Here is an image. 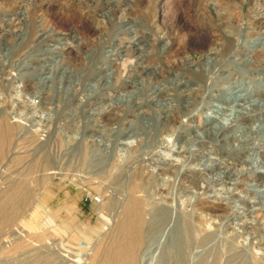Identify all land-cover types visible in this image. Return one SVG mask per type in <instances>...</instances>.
Masks as SVG:
<instances>
[{"label":"rangeland","instance_id":"374dc122","mask_svg":"<svg viewBox=\"0 0 264 264\" xmlns=\"http://www.w3.org/2000/svg\"><path fill=\"white\" fill-rule=\"evenodd\" d=\"M263 45L264 0H0V264H105L134 185L136 264H264Z\"/></svg>","mask_w":264,"mask_h":264},{"label":"bare ground","instance_id":"6f19581e","mask_svg":"<svg viewBox=\"0 0 264 264\" xmlns=\"http://www.w3.org/2000/svg\"><path fill=\"white\" fill-rule=\"evenodd\" d=\"M43 33V32H42ZM263 44V43H262ZM264 46V45H263ZM237 49V48H236ZM211 62H214V59L211 57L208 59ZM62 75V74H61ZM105 76V75H104ZM39 78V77H38ZM17 84V83H16ZM18 88V87H17ZM16 88V89H17ZM21 88V87H20ZM19 91V90H17ZM16 96L19 97V94L16 93ZM21 96V94H20ZM74 96V95H73ZM16 97V100H17ZM20 98V97H19ZM238 98H241V96H239ZM25 100V99H23ZM91 100V99H90ZM247 103V101H245ZM17 103V102H16ZM20 103V102H19ZM24 103V102H22ZM15 104V103H14ZM18 104V103H17ZM15 104L13 106V111L16 113L15 117H18L19 119L18 122L21 124H25L26 118H23V116L18 113L17 114V110H19V107H25L26 105H17ZM35 106L36 104L34 102H30V107L33 111V116L36 113L38 118V120H34L36 121V123L40 126H42V122L43 120H47V118H44V114L40 115L38 114V112L35 110ZM93 107V106H92ZM91 107V108H92ZM259 108V107H258ZM264 109V108H263ZM31 111V110H30ZM95 111V110H94ZM232 112V111H231ZM251 112V111H250ZM23 113V112H22ZM21 113V114H22ZM32 113V112H30ZM24 114V113H23ZM263 114V113H262ZM239 116L241 114H238ZM61 116V115H60ZM231 116V114H230ZM26 117V116H24ZM29 117V116H28ZM27 117V118H28ZM43 119V120H42ZM230 117L226 120H224L225 124H220L221 127H228L231 124V120H229ZM47 122V121H46ZM230 122L229 125H227V123ZM233 122V121H232ZM235 122V121H234ZM240 122V121H239ZM49 123V121H48ZM37 126V125H36ZM72 126V125H71ZM22 127V126H21ZM74 127V126H73ZM71 127V128H73ZM67 128V127H66ZM73 130V129H72ZM35 131V130H34ZM254 131L256 132H260L262 131V129H260L259 127L256 128L255 126L251 125L250 126V132ZM40 133V131H39ZM42 134V132H41ZM41 136V135H40ZM246 143V142H245ZM194 144V143H193ZM133 145L132 141H126L124 143H122V146L125 149H129L131 148ZM161 148L164 149V151L166 152H173V146L171 145V140H167V142L161 144ZM183 149V148H182ZM181 150V148H180ZM179 150V151H180ZM237 151V150H236ZM185 153V152H184ZM183 154V153H182ZM212 154V153H211ZM181 154H179L180 156ZM254 155V154H253ZM166 156V155H165ZM256 156V155H255ZM254 156V157H255ZM147 155H143V157L141 158L143 160V162H148L149 161V157L146 158ZM159 157V156H158ZM259 156L258 158H252L254 160L255 163H257V160H259ZM160 161L161 166H164L162 168H158L157 166H153L152 167V173L155 174L158 172L159 169H161L162 173L166 174V175H170L171 177H173V184L175 185L176 188V194L179 193L177 192L178 187H182L181 182H183L186 178H190L191 183L192 181H194V177L197 176L198 173L206 171V166H204L203 169H201L200 167H195L190 163V158L187 159V161H184L183 159L180 158H176L175 161L171 162V163H165V161L162 158H157ZM192 159V158H191ZM162 161V162H161ZM158 163V161H157ZM147 164V163H146ZM149 164V162H148ZM147 164V165H148ZM158 164V165H160ZM262 164V163H261ZM154 165V164H153ZM156 165V164H155ZM210 166V165H209ZM209 168V167H208ZM223 168V167H222ZM229 168V167H228ZM255 169V168H254ZM262 169V170H259ZM53 170H58L57 167H54ZM228 170V169H227ZM56 171H50L47 172L46 174H52ZM159 173V172H158ZM256 177L257 176H263L264 175V168H256L255 171L253 172ZM151 174V173H150ZM156 176V175H155ZM164 176V175H163ZM251 177V173L249 175ZM154 177V176H153ZM158 177V176H157ZM152 178V177H151ZM197 179V178H196ZM249 179V178H248ZM152 180V179H151ZM187 180V179H186ZM189 180V181H190ZM160 183H159V188L160 190H162V192L160 193V195L162 196L164 194L165 191H167L165 198H167L166 196H170V192H173L172 190H174L173 188L169 189V183H170V178H161L160 179ZM197 181V180H196ZM198 183V182H197ZM232 186H236V184L232 183ZM194 187V185H193ZM139 187L137 185H134L133 188H131L127 193L130 196L129 200L125 203H123V205L121 203H119V205L116 204V207L114 209H116L115 213L113 214V216L109 219V223L115 227L116 230V242H115V255L113 258L109 257L108 259L105 260V264H136V260H137V250L142 246L143 240H144V232H143V221L142 218L139 214L140 212V201L139 199H137L135 197L134 194H136L139 189ZM198 188V187H197ZM197 188H195L197 190ZM235 188V187H234ZM232 189V188H231ZM238 189V187H237ZM194 190V189H193ZM233 190V189H232ZM187 191V190H186ZM233 193V192H232ZM173 194V193H171ZM196 195V193H194ZM193 195V194H192ZM202 195V194H201ZM173 197V196H172ZM180 198V196H177ZM199 197V196H197ZM170 198V197H169ZM176 198V195H175ZM174 198V199H175ZM125 199V198H124ZM177 199V198H176ZM196 200V199H195ZM167 201V200H166ZM194 201V200H193ZM153 203V202H152ZM168 203V202H167ZM188 203V204H187ZM161 205H159V209L161 211H165L166 213H168L170 216V219L172 220L173 217H178L179 215L178 210H180L181 208V214L182 213L184 215H187V210L186 212L183 210V208L185 209L186 206H188L189 204L191 205V201H186V200H181V199H177L176 203L174 200V204L172 203H159ZM192 206V205H191ZM157 207V208H158ZM187 208V207H186ZM177 214V215H176ZM190 217V216H189ZM183 220V219H182ZM190 222V221H189ZM191 224V223H190ZM194 225V224H192ZM168 226V225H166ZM242 227V226H241ZM246 229V228H245ZM167 230L166 228L162 231V234L160 236V241L164 238V235L166 233ZM241 230V229H240ZM147 234V233H146ZM159 234V233H158ZM151 235V234H150ZM156 236V235H155ZM159 238V237H158ZM250 240V239H249ZM159 242V241H158ZM143 258V257H142ZM154 258H152L153 260Z\"/></svg>","mask_w":264,"mask_h":264},{"label":"built area","instance_id":"2783aa9c","mask_svg":"<svg viewBox=\"0 0 264 264\" xmlns=\"http://www.w3.org/2000/svg\"><path fill=\"white\" fill-rule=\"evenodd\" d=\"M85 243H81L80 245H78V248L84 249L85 248Z\"/></svg>","mask_w":264,"mask_h":264}]
</instances>
